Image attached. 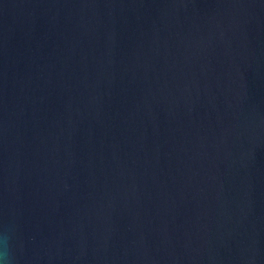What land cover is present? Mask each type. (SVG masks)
I'll use <instances>...</instances> for the list:
<instances>
[{"label":"water","instance_id":"obj_1","mask_svg":"<svg viewBox=\"0 0 264 264\" xmlns=\"http://www.w3.org/2000/svg\"><path fill=\"white\" fill-rule=\"evenodd\" d=\"M0 264H264V0H0Z\"/></svg>","mask_w":264,"mask_h":264}]
</instances>
